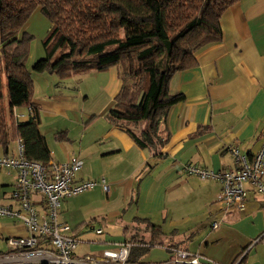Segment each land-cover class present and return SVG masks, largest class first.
<instances>
[{
    "label": "crops",
    "instance_id": "1",
    "mask_svg": "<svg viewBox=\"0 0 264 264\" xmlns=\"http://www.w3.org/2000/svg\"><path fill=\"white\" fill-rule=\"evenodd\" d=\"M220 28L221 39L197 51V64L175 72L170 80V92L182 93L184 99L169 108L160 123L159 136L164 143L159 149L161 156L157 158L139 147L122 127L106 118L121 83L115 67L71 76L73 81L87 79L91 90L95 93L99 90V111H83L75 93L65 91L63 83L55 81L54 84L51 76L52 82L38 73L36 81L41 89L34 90L32 102L39 107V130L51 150V159L63 161L78 156L83 163L75 174V182L103 178L109 185L108 192L97 184L63 198L58 211L60 222L71 229L94 218L98 222L102 212L107 216L122 209L124 201L129 199V208L133 204L138 214H148V218L136 215L133 221L150 220L158 211L162 220L157 224L163 232L162 245L151 248L135 264L166 261L169 258L167 246L199 253L210 260L205 264H232L258 236H261L259 241L246 253L248 261L244 260L245 264H264V194L247 183L244 208L223 214L216 202L221 182L211 178L202 180L183 170L185 164L219 173L233 170L236 163L230 147L250 157L262 144L264 0H238L221 15ZM100 117L106 118L107 125L93 135L91 127ZM71 124L78 129L72 132ZM57 131L65 132L60 140L55 138ZM16 149L17 140H13L9 149L3 152L0 148V153L10 155ZM15 175L13 169H0L1 205L17 207L10 198ZM217 220H220L218 227L212 228ZM92 227L86 232H94ZM106 227L105 223L97 226L102 229L101 234H107ZM86 232L80 234V243H94L84 239ZM123 232V235L100 239L101 243L129 238L125 236L127 228ZM26 234L19 218L0 216V264H49L23 257L6 244L8 237ZM10 253H14L15 258L10 257Z\"/></svg>",
    "mask_w": 264,
    "mask_h": 264
},
{
    "label": "trees",
    "instance_id": "2",
    "mask_svg": "<svg viewBox=\"0 0 264 264\" xmlns=\"http://www.w3.org/2000/svg\"><path fill=\"white\" fill-rule=\"evenodd\" d=\"M237 1L0 0L1 150L6 152L13 140L21 139L25 158L44 165L52 158L39 130V107L32 102V73L47 72L64 80L115 67L121 83L106 118L122 127L152 157H160L164 143L159 136L160 123L169 108L184 99L182 93L170 92V80L175 72L197 64L200 48L221 39L220 17ZM36 8L51 27L42 41L45 57L28 68L25 57L31 35L20 31ZM13 109H26L27 117L15 118ZM63 136V131L55 133L58 140ZM139 219L150 233L148 242L135 236L107 240L148 245L131 248L130 264L140 262L162 243L160 226L147 218ZM94 222L95 218L83 222L72 232L79 238L89 227L96 229ZM41 244L38 240L36 246Z\"/></svg>",
    "mask_w": 264,
    "mask_h": 264
},
{
    "label": "built area",
    "instance_id": "3",
    "mask_svg": "<svg viewBox=\"0 0 264 264\" xmlns=\"http://www.w3.org/2000/svg\"><path fill=\"white\" fill-rule=\"evenodd\" d=\"M13 114L17 119L25 117V114L15 109ZM229 150L236 163L233 170L219 173L191 164L183 165L185 172L202 180L211 178L221 182L216 202L223 214L244 208L247 183L257 192L264 194V135L260 148L250 157L240 154L235 147H230ZM82 163L78 156H70L63 161L50 159L47 165L27 159L23 155L21 139H17V149L13 154L0 153V169H13L16 172L10 198L17 204V207L0 204V216L19 218L27 232L26 236L8 237L6 244L12 249H17L18 254L23 257L44 260L49 264H130L128 257L131 248L137 245L148 246L147 244L106 240L103 241L104 249L99 255L77 254L75 250L80 239L68 224L58 220L63 198L91 189L97 184L103 191H109V185L103 178L74 181ZM219 223L220 220L214 221L211 227L216 228ZM94 231L96 234L102 233L101 228ZM260 237L252 240L232 264H243L241 258ZM38 240L43 242L41 246H36ZM166 249L169 250L170 257L161 264H205L210 261L199 253L180 247L167 246ZM9 256L15 258L16 255L10 253Z\"/></svg>",
    "mask_w": 264,
    "mask_h": 264
},
{
    "label": "rangeland",
    "instance_id": "4",
    "mask_svg": "<svg viewBox=\"0 0 264 264\" xmlns=\"http://www.w3.org/2000/svg\"><path fill=\"white\" fill-rule=\"evenodd\" d=\"M50 27H51L50 21L40 12L39 8H36L32 12V14L29 16L26 24L21 29L20 33L26 32L29 35H31V38L28 42V52L25 57L26 58L25 63L28 68H30L33 62L36 61L37 59L45 57L46 53H45V50L43 49L42 41L47 36V33L50 30ZM89 72L91 71L80 73L79 75L83 74L84 76V75L89 74ZM38 75H39L38 73H33V79L35 80L34 90L36 92H39L41 89V86L38 84V81H36L37 79L36 76ZM43 76L44 78H47L51 82L53 78L54 84H55V81L58 82L59 84L63 83L64 85L63 86L60 85V86H62L63 89L66 88L65 91L70 90L72 93H75L78 97V100L81 101V108H83V111L84 110L85 112L91 111V109H93V111H99L101 109V106L99 104V100L97 97L98 96L97 94H99V90H97L96 93L93 90H91V84L87 82V79H78V80L73 81L72 77H68L60 82L59 78L54 74L44 72ZM43 80L44 79H42V81ZM82 80H86V81L82 82ZM101 101H104L103 98H101ZM18 111L23 112L25 114L24 118L27 117L28 111L26 109H19ZM95 113H100V112H95ZM107 122L108 121L106 120L105 117H100L91 127L92 134L94 135L96 132H101L103 129H105ZM76 128H77L76 125L71 124L72 132H74ZM60 145L65 147L66 149L68 148L66 147L64 143H61ZM128 200L129 199L124 201L122 209L120 208L117 211L110 212L107 214V216H104L103 215L104 212H102V214L98 216L100 220L98 222H94V227L97 228V226H99L100 224L102 225L103 223H105L107 226L106 231L108 235L106 233H103L101 235H96L92 230L86 232V234L84 235V239H87L89 241L93 240L94 243H87V242L80 243L76 249V252L78 254H83L85 252L95 253V252L102 251L104 249V244L101 243L100 239H103L105 237H110L109 235H115V236L123 235V230L125 228H127V232L125 236H128V237L135 236V238L138 240H145V241L149 240L148 238L149 232L147 231L145 227V223H142L140 221H137V222L133 221V217L136 215L140 217L148 218V214H138L135 211V206L133 204L129 208V206L127 205ZM89 210H92V209L90 208ZM102 211H105V209ZM150 220L156 224H160L162 221L160 219V212L159 211L155 212V214L151 216ZM163 241H166V240L163 238ZM101 244L103 245V248L101 247L102 246ZM158 245L160 247L162 244H158ZM246 259L248 261V257L245 258V260ZM245 260L243 264L246 263Z\"/></svg>",
    "mask_w": 264,
    "mask_h": 264
},
{
    "label": "bare ground",
    "instance_id": "5",
    "mask_svg": "<svg viewBox=\"0 0 264 264\" xmlns=\"http://www.w3.org/2000/svg\"><path fill=\"white\" fill-rule=\"evenodd\" d=\"M159 246V245H158ZM170 247H176V246H170ZM169 252V250H168ZM169 257H170V252H169ZM169 259V258H168ZM164 262V261H163ZM162 262H160L159 264H161Z\"/></svg>",
    "mask_w": 264,
    "mask_h": 264
}]
</instances>
